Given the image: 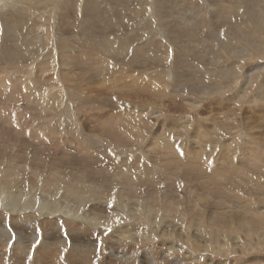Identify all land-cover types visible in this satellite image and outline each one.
<instances>
[{"label": "rangeland", "instance_id": "1", "mask_svg": "<svg viewBox=\"0 0 264 264\" xmlns=\"http://www.w3.org/2000/svg\"><path fill=\"white\" fill-rule=\"evenodd\" d=\"M121 43L125 48L120 47ZM139 46H147L142 57L137 55ZM260 67L263 69L257 72ZM136 78H140L137 83ZM144 81L154 84L152 90L144 91ZM122 82L124 87L117 86ZM204 84L205 89L212 86L223 91L202 96L199 93L203 91L198 93L197 89ZM95 89L139 91L135 92V99L121 98L101 106L92 101L111 96L93 92ZM39 96L47 97V108L39 109L43 107L36 99ZM125 110H138L137 115L144 118V124L134 123L130 134L120 138L125 145L104 147L105 150L98 146L92 154V161L98 159L94 167L77 160L82 159V153L69 164L84 167L85 171L89 167L107 169L103 174L107 176L103 177L114 188L104 193L95 189V183H89L92 188L82 191L88 201L76 212L79 204L67 184L56 186L52 192L45 190L49 174L55 171L50 165H57L59 160L54 156L68 155L66 160L70 161L77 146L76 135L69 132L68 149L64 150L54 137L60 133L57 127L61 123L54 124L65 123L61 119L72 116L76 127L84 131L79 136H93L108 143L105 134L95 130L93 119L102 112V127L103 120ZM48 128L54 135H49ZM263 136L264 0H0V150L17 153L21 148L27 153L21 155L29 158L36 148L46 149L52 144L51 152L38 153L44 156L42 161H36L40 166L44 164L40 173L30 169L21 172L13 165L8 168L14 177H21L14 183L19 185L17 192L0 184V223L5 215L2 229L12 230L10 234L22 244H30L37 235V243L43 239L49 243L63 241V245L67 242L64 246L59 244L62 250L54 264H122L109 257L114 239L121 241L120 248H127L123 242L130 241L137 242L140 252L153 249L159 260L166 247L169 251L180 248L176 254L185 264L198 259V264H264V225L256 232L231 231L234 225L238 226L239 217L248 212L243 208L248 202L253 200L264 210V192L259 190L264 186V172H253L262 163L237 165L239 157L247 158L249 154V161L253 159L244 147L252 138L259 141ZM21 140L28 141V145ZM55 145H60V149ZM54 149L59 155L54 154ZM189 150L196 155L193 166L179 165L183 156H189ZM224 153L234 156L235 166L223 162ZM6 160L14 164L9 157ZM131 163L138 165L133 170L137 174L143 166L150 168L146 182L132 183L130 187L116 175ZM3 165L0 164V180L8 175ZM92 192H100V197ZM248 194L254 196L247 197ZM203 195L209 197L210 204L202 206L198 197ZM233 196L245 199L233 201ZM191 197L201 205L198 222L184 213L193 201ZM18 198L21 200L17 205ZM111 198L118 203L115 205ZM171 200L176 202V208ZM170 201L173 207L169 209ZM217 201H221L219 206ZM214 212L227 217L230 226L212 222ZM50 217L57 220L58 227L51 224L53 219L48 224L41 223ZM64 217H74L78 224ZM103 230H107V235L100 233ZM197 231L203 236H199L200 245L194 242ZM5 233L3 238L12 237ZM90 243L98 244L96 251L91 249L94 246H85ZM12 245L13 241L9 247L1 245L0 251L12 253L13 258ZM37 246L30 245L34 254L26 259L18 260L14 254L15 258L7 257L0 264H33L35 260L29 259L39 257ZM85 255L91 259H84Z\"/></svg>", "mask_w": 264, "mask_h": 264}, {"label": "bare ground", "instance_id": "2", "mask_svg": "<svg viewBox=\"0 0 264 264\" xmlns=\"http://www.w3.org/2000/svg\"><path fill=\"white\" fill-rule=\"evenodd\" d=\"M4 1V0H3ZM17 2V1H16ZM67 3V2H66ZM67 6V5H66ZM92 9V8H91ZM93 11L94 10H96V8H94V9H92ZM66 12V11H65ZM64 17V16H63ZM25 18V17H24ZM21 22L22 21H20V24H21ZM36 25V24H35ZM46 25V24H45ZM48 25V24H47ZM32 29V28H31ZM50 31V30H49ZM48 33V32H47ZM42 33H40V35H41ZM63 40V39H62ZM124 43H121L120 44V47H122V48H125L124 47ZM92 46V45H91ZM90 46V47H91ZM154 46L156 47L157 45H155V43H154ZM145 47H147V46H139V48L137 49L138 50V53H137V55H141V57L143 56V52H144V50L146 49ZM139 51L140 52H142L141 54L139 53ZM238 51V50H237ZM93 55V54H92ZM84 56V55H83ZM75 57H76V55H75ZM87 57L89 58V59H93V56H88L87 55ZM80 58V57H79ZM78 58V59H79ZM87 59V58H86ZM86 59H84V60H86ZM83 60V59H82ZM83 60V61H84ZM88 60V59H87ZM86 60V61H87ZM74 61H76V59H74ZM78 62H82V61H78ZM140 62V61H139ZM88 64V63H87ZM140 64V63H139ZM88 66V65H87ZM92 66V65H91ZM82 68V67H81ZM88 69V68H87ZM90 69V68H89ZM89 69L87 70V71H89ZM94 69V68H93ZM263 69V67H260L259 68V70H257V72H259V71H261ZM82 69H80V71H81ZM90 70H92V69H90ZM101 70V69H100ZM83 71V70H82ZM85 71H86V68H85ZM98 71H99V69H98ZM84 72V71H83ZM82 72V73H83ZM92 72V71H91ZM89 73L90 75H92L93 77H95V75H93L92 73ZM81 73V75H83ZM84 74H85V72H84ZM89 74H87L88 75V77H89ZM100 74V73H99ZM99 74H97V75H99ZM252 74V73H251ZM103 76V75H102ZM122 76V75H121ZM84 77V76H83ZM85 78H86V76H85ZM105 78V77H104ZM112 78H114V76L112 77ZM117 78V77H116ZM134 78V77H133ZM78 79V78H77ZM80 79V78H79ZM78 79V80H79ZM94 79V78H93ZM140 79V78H139ZM139 79H135L136 80V82L135 83H137L138 81H139ZM82 80V79H81ZM81 80H80V83H81ZM97 80V79H96ZM105 80V79H104ZM108 79H106L105 81H107ZM110 80V79H109ZM114 80V79H113ZM118 80H120L119 78H118ZM117 80V81H118ZM93 81V80H92ZM100 81V80H99ZM102 82V81H101ZM115 82V81H114ZM141 82V81H140ZM197 82H199V81H197ZM200 82H203L204 83V81H202V80H200ZM79 83V84H80ZM84 83V82H83ZM91 83V82H90ZM111 83V82H110ZM123 84L122 85H117V86H119V87H124V82H122ZM150 83V82H149ZM149 83H147V82H142V84L144 85V88H145V90L144 91H149L148 89H151L153 86H154V84H149ZM85 84V83H84ZM87 84V83H86ZM85 84V85H86ZM89 84V83H88ZM107 84H109V83H107ZM115 84V83H114ZM121 84V83H120ZM133 84H134V82H133ZM200 84V83H199ZM130 85H132L131 83H130ZM200 85H202V84H200ZM75 86H77L76 84H75ZM107 86V85H106ZM205 86H207V85H205L204 84V86H202V87H198V89H197V92L199 93V91L200 90H202L203 92L202 93H199L200 95H202V96H205V95H209V94H214L215 92H219V91H223V90H218V89H215V88H212V86H210L211 88H209V87H206V89H205ZM80 87V86H79ZM82 87H84V86H82ZM82 87H81V89H82ZM86 87H88V86H86ZM92 87V86H91ZM96 87V86H95ZM109 87V86H108ZM136 87V86H135ZM156 87V86H155ZM195 87V86H194ZM73 88V87H72ZM75 88V87H74ZM128 88H130V87H128ZM132 88V87H131ZM157 88V87H156ZM196 88V87H195ZM117 89V88H116ZM121 89V88H120ZM133 89H134V85H133V88H132V91H133ZM194 89V88H193ZM94 90V89H93ZM143 90V89H142ZM152 90V89H151ZM72 91V90H71ZM70 91V92H71ZM74 91V90H73ZM98 92H101L102 94H104V96H105V94H108L109 96H111V97H113V96H115V97H119V98H111V97H108V98H105V97H100L99 99H95L94 101H92V102H95V103H97V102H99V103H101V106H108V102H113V100L115 101H119L118 99H121V98H123V99H135V97L137 96V94H135V92L136 91H139L138 89L137 90H135V92L133 93L132 91L130 92V89H129V91H128V89L127 90H124V91H117V90H97ZM96 91V89H95V91H93V92H97ZM143 91V92H144ZM225 91V90H224ZM83 92L84 91H82L81 93L83 94ZM92 92V91H91ZM90 92V93H91ZM140 92H141V90H140ZM142 92V93H143ZM88 93V92H87ZM145 93V92H144ZM263 93V92H262ZM76 94V93H75ZM74 94V95H75ZM89 94V93H88ZM87 94V95H88ZM92 95V94H91ZM101 95V94H100ZM71 96V95H70ZM95 95H93V97H94ZM98 96V95H97ZM76 97V96H75ZM82 97H84V95H82ZM176 97V96H175ZM79 98V97H78ZM87 98V97H86ZM89 98V97H88ZM109 98H111V99H109ZM145 98V97H144ZM36 99H37V101H39L41 104L40 105H42L43 104V107L42 108H39V109H43L44 107H46L45 106V101H47V97H45V98H43V97H41V96H39V97H36ZM51 99V98H50ZM77 99V98H76ZM80 99V98H79ZM143 99V98H142ZM84 100L85 99H83V102H84ZM87 100V99H86ZM80 101V100H79ZM142 101V100H141ZM39 102H38V104H39ZM81 102V101H80ZM89 102V101H88ZM75 103H76V101H75ZM90 103V102H89ZM94 103V104H95ZM50 104V103H49ZM77 105H79V104H77ZM96 105V104H95ZM100 105V104H99ZM196 105V104H195ZM51 106V105H50ZM83 106V105H82ZM112 106H113V108H114V106H115V103L114 104H112ZM179 107V105L177 104L176 105V107ZM80 107V106H79ZM78 107V108H79ZM182 107V106H181ZM262 107V106H261ZM47 108V107H46ZM45 108V109H46ZM67 108V107H66ZM77 108V109H78ZM81 108V107H80ZM117 108V107H116ZM115 108V109H116ZM175 108V107H174ZM80 110V109H79ZM78 110V111H79ZM175 110H177V109H175ZM180 110V109H179ZM136 111H138V110H136ZM136 111H131V110H129V112H127V110H125L124 112H121V113H113V114H115V115H113L112 117H108V118H106L105 120H103L104 121V123H101L102 124V127H100V125H99V122H100V119H102V112L100 113V115L98 116V117H95V119H93V121H94V124H95V130H97V129H100L101 130V132H102V134H105V136L107 137V139L109 140L108 141V143L107 142H105V141H103L101 138H99V139H97L96 137L93 139V136L92 137H90V136H86V135H81V136H79L80 135V132L82 133H84V131H80L79 130V128H77L76 127V123L74 122L75 120H73V118H72V116H66V117H63L62 118V116H61V120L62 121H64L65 123H63V122H58V123H53L54 125H58V124H60V126H58L57 127V132H60V133H63L62 135L63 136H58V137H56L58 134H60V133H58V134H55L56 136H54L55 138H57V140H58V142H59V144H61V147L63 146L65 149L64 150H66L67 151V149H68V147H67V145H66V142L68 141V140H70V138L68 139V136H67V134L69 133V132H71V133H74L76 136H75V140H74V142H75V144L77 143V146H76V148H75V151L77 152V154H78V156L76 155V152L72 155V157H70V161L69 160H66V157L68 156H63L62 155V157L60 158H58V156L56 157V156H54V158H55V160L57 161L58 159V163H57V165L56 164H51L50 166V169L51 170H53V169H55V171H52V173H50L49 175V177H48V185L46 186L47 188H45V190L46 191H48V192H52V191H54V189H56V186H62L63 184H67L68 185V191H70V193H71V196L76 200V203L77 204H79V206H78V208L79 209H77L76 210V212H78L79 210H80V208H81V205H83L84 203H87V201H88V199H86L87 197H85L83 194H82V191H84V190H87V189H91L92 188V186L91 185H93L94 183H95V185L97 186L95 189H101L104 193H109L110 191H114V188L113 187H111V185H109V183L107 184L106 183V179H105V177H103V176H107V175H103V174H106L107 173V169H105V168H97V169H95V168H87L86 169V171L84 170V167L83 168H80V167H78V165L77 164H75V166H71V165H69L70 164V162H73V161H75L76 160V158H78V157H80L79 156V154L80 153H82L83 154V156H81L80 158H82V159H77V160H79V161H84V163H86V164H89V166H92V167H94V166H96V162L95 161H98V159H95L94 161H92V154H94L95 152V150L98 148V146L101 148L102 146H103V148L104 147H106V148H108V147H116V148H118L119 146H121L122 144L123 145H125V143H124V140L122 141V140H120V138L121 137H124L125 136V134H127V135H129L130 134V132L132 131V129L135 127V125H134V123H136V124H140V123H142V119H144L142 116H138L137 115V113H136ZM107 115V114H106ZM134 115V116H133ZM84 117V116H83ZM107 117V116H106ZM89 118H91V117H89ZM93 118V117H92ZM138 118H139V121L137 122L136 120H138ZM59 119V120H60ZM81 119V118H80ZM111 119V120H110ZM148 119V118H147ZM79 121V120H78ZM77 121V122H78ZM80 121H82V120H80ZM80 121H79V123H80ZM90 121V120H89ZM136 121V122H135ZM55 122V121H54ZM140 122V123H139ZM175 123H177V121H174ZM86 123V122H85ZM88 123V122H87ZM43 124V123H42ZM46 125H47V123H45ZM142 124H144V122L142 123ZM147 124V123H146ZM145 124V125H146ZM40 126V125H39ZM43 126V125H42ZM53 126V125H52ZM90 126V125H89ZM201 126H202V124H201ZM41 127V126H40ZM47 127H48V125H47ZM42 128V127H41ZM50 128V127H49ZM48 128V132H49V135L51 134V135H54L50 130L51 129H49ZM81 128H82V126H81ZM53 129V128H52ZM203 129V128H202ZM141 130H143V128L141 129ZM200 130V129H199ZM52 131H55V130H52ZM85 131H87V130H85ZM198 131V130H197ZM197 131H196V133H197ZM200 131H202L203 132V130H200ZM47 132V131H46ZM51 132V133H50ZM56 132V131H55ZM31 133V132H30ZM82 133V134H83ZM191 133V132H190ZM36 134V133H35ZM44 134V133H43ZM198 134V133H197ZM196 134V135H197ZM203 134V133H202ZM30 135V134H29ZM31 135H33V134H31ZM49 135H44V136H48V137H50ZM126 135V136H127ZM199 135V134H198ZM33 136H35V135H33ZM42 136V135H41ZM54 137H52L53 138V140H55L54 139ZM36 138V137H35ZM38 138V137H37ZM200 138V137H199ZM252 138V137H251ZM7 139V138H6ZM47 139V138H46ZM68 139V140H67ZM97 139V140H96ZM262 139V140H261ZM3 140V139H2ZM19 140V139H18ZM48 140H49V138H48ZM47 140V141H48ZM51 138H50V143H51ZM67 140V141H66ZM81 141V143H80V141ZM219 140V139H218ZM264 136L263 137H261V138H259V141H257V139H253L252 138V140H250V141H248V146H245L244 148H245V150L244 151H246V153H248V152H250L253 156V159L254 160H256L255 162H254V160L252 161H249V158L251 159V156L249 155V154H247L246 156H247V158L246 157H239V160H238V162H239V164H237V165H240L241 164V166H246V164L248 165V164H252L253 166H255L256 164H260V163H262V165H256L255 167H254V170H253V172H255V173H263L264 172ZM17 141V140H16ZM21 141H23V142H21L23 145H25V146H27L28 145V141H24V140H21ZM43 142H45V139L43 138V140H42ZM71 141H72V139H71ZM70 141V143H73V142H71ZM7 142V141H6ZM6 142H4V143H6ZM41 142V141H40ZM42 142V143H43ZM54 142V141H53ZM30 143V142H29ZM55 143H57V142H54L53 144H55ZM68 144H69V141L67 142ZM85 143V144H84ZM58 144V143H57ZM42 145V144H41ZM51 145L52 144H50V147L49 148H46V149H42V150H38L37 148L33 151V153H32V155L29 157V158H26V156H23V155H21V153H23V152H25L23 149H21L20 148V150L18 149V151H17V153H12L11 151H8V150H0V164H4V165H6V167H7V169L8 168H10L12 165L13 166H15L19 171H23V170H25L26 172H27V170L28 169H30V170H32V171H34V172H39V171H41V169L44 167V164L43 165H38L37 163H36V161L37 160H41L44 156H40V154H42V155H46V153L47 152H51V150L52 149H50V148H52L51 147ZM127 145V144H126ZM42 146H44V145H42ZM49 146V145H48ZM55 146H58V145H55ZM60 146V145H59ZM58 146V148L57 149H60V147ZM69 146V145H68ZM70 146H71V144H70ZM75 146V145H74ZM37 147H39V146H37ZM47 147V146H46ZM191 147V146H190ZM3 148V147H2ZM5 148V147H4ZM54 148V147H53ZM70 148V147H69ZM72 148V147H71ZM106 148H104V150L106 149ZM121 148V147H120ZM230 148V147H229ZM247 148V149H246ZM7 149V148H6ZM10 149H11V147H10ZM56 149V150H57ZM191 149V148H190ZM16 150H17V148H16ZM56 150L54 149V154L56 155L57 153H56ZM64 150H62V148H61V151H64ZM70 150V149H69ZM192 150V149H191ZM26 153V152H25ZM38 153H40V154H38ZM64 153V152H63ZM66 154V153H65ZM69 154V153H68ZM225 154V153H224ZM26 155H27V153H26ZM57 155H59V154H57ZM226 155V154H225ZM245 155V154H244ZM250 157H249V156ZM7 157H9V159H12L13 160V163L14 164H12V161H9V160H6V158ZM195 157H196V155H191V151L189 150V156H187L186 155V157L185 156H183L181 159H180V163H179V165L180 164H183V165H189L190 164V166L189 167H191V166H193V164L191 163L192 161L194 162L196 159H195ZM57 158V159H56ZM222 160H223V162H227V166H235V164H234V156H231V157H228V155H226V156H223L222 157ZM42 161V160H41ZM44 161V160H43ZM242 162V163H241ZM40 163V162H39ZM42 163V162H41ZM20 164V165H19ZM177 164V166H175V167H179L178 166V163H176ZM3 165V166H4ZM251 165V166H252ZM49 166V165H48ZM125 166V165H124ZM136 166H138L137 164H134V163H131L130 165H129V168H127V170H119L118 172H115L116 173V175H119L120 177H122L124 180H126V183L130 186V187H132L133 186V184L132 183H138V184H140V182H146V178H148V175L150 174V168L149 167H147V166H143V169H144V171H143V169H141V171H140V174H137L136 172H134L133 170H135V168H138V167H136ZM229 167H227V168H229ZM172 168V167H171ZM177 168H175V169H177ZM227 168H225V169H227ZM179 169V168H178ZM218 170V169H217ZM21 171V172H22ZM109 171V170H108ZM175 171V170H174ZM233 171V170H232ZM26 172H23V173H26ZM152 172V171H151ZM185 172H188V171H185ZM20 173V172H19ZM23 173H21V174H23ZM40 173V172H39ZM42 173V172H41ZM44 173V172H43ZM42 173V174H43ZM114 173V174H115ZM142 173L143 174H145V175H143V177H142ZM20 174V175H21ZM38 173H36L35 175H37ZM9 175V176H8ZM8 175L7 176H2L3 178H1L2 180H0V184L2 183L3 184V186L4 187H7V188H10V189H8V190H12V192H17V188L19 187V185H17V187H16V185H14V183H16L17 181L16 180H19V178L21 177V176H13V173L11 172V170L10 169H8ZM15 175V174H14ZM34 175V174H33ZM39 175H41V174H39ZM0 176H1V172H0ZM12 176V177H11ZM118 176V177H119ZM110 177H112L113 178V176H110ZM28 179H29V181L30 182H34L33 181V179H31L30 180V178L29 177H27ZM117 178V177H116ZM135 178V179H134ZM134 180H135V182H134ZM39 181V180H38ZM89 181H91V182H89ZM150 181V180H149ZM19 182V181H18ZM49 182H50V185H49ZM89 183H93V184H89ZM25 184V183H24ZM27 184V183H26ZM33 184V183H32ZM10 185H11V187H10ZM14 185V186H13ZM27 186V185H26ZM26 186L25 187H23L21 190L23 191V189L24 188H26ZM32 186V185H31ZM34 186V185H33ZM64 186V185H63ZM126 186V185H125ZM110 187H111V189H110ZM94 188V187H93ZM125 188V187H124ZM127 188V187H126ZM132 189V188H131ZM3 191H5L4 189H2ZM94 189H92V191H93ZM133 190L134 189H132V191H131V193L133 194ZM259 190H261V191H263L264 192V186H261V187H259ZM99 191V190H98ZM90 192V191H89ZM97 192V191H96ZM96 192H92V195H96V197H100V195H97L98 193H100V192H98V193H96ZM4 193V192H3ZM24 193V192H23ZM18 194V193H17ZM114 194V193H113ZM119 194H120V192H119ZM262 194H264V193H262ZM3 195V194H2ZM128 195V194H127ZM253 195V194H252ZM252 195H247V197L249 196H252ZM116 196V195H115ZM254 196V195H253ZM111 197V196H110ZM114 197V196H113ZM228 198H230L229 196H227ZM246 197V198H247ZM260 197V196H259ZM258 197V199H260ZM21 198V197H20ZM20 198H18L15 202V204H17L18 205V203L20 202ZM192 198V197H191ZM232 198V197H231ZM255 198V197H254ZM257 198V197H256ZM111 199H113V198H111ZM115 199V198H114ZM112 200V202L116 205L117 203H116V201L115 200ZM168 199H170V198H168ZM193 199V198H192ZM198 199L200 200V201H202L203 202V205L202 206H205L206 204H210L208 201H210V200H208L209 199V197L207 198V196H200V197H198ZM206 199H207V201H206ZM242 199H245V198H243L242 196H233V201H241ZM173 203H174V206H175V208H176V202L174 201V200H171ZM169 202L168 203V205H167V208H172L173 207V205L171 204L172 202ZM189 201H190V199H189ZM164 202V201H163ZM167 202H168V200H167ZM230 202V201H229ZM251 202H253V203H247V204H249V205H245V206H243V208H245L246 210H248V212L247 213H243V216H240L239 217V224H238V226H236L235 227V225L233 226L234 228L231 230V231H234V230H248L249 232H252V231H257V229H258V227H263V225H264V218H263V216L262 215H264V210H260V207H259V205H257L256 204V202H254L253 200L251 201ZM183 203V202H182ZM192 203V204H191ZM197 203H199L198 202V200L196 199H193V201H191V202H189L188 203V205H189V208H188V210L186 209V212H184V213H187V215L188 214H191L195 219H197V222H198V220H199V206H201V205H198ZM204 203H206V204H204ZM224 203V202H223ZM14 204V205H15ZM215 204V203H214ZM216 204H217V206H219V204H221V201H217L216 202ZM226 205H227V203H225ZM108 206H110V204L108 205ZM160 206V205H159ZM238 206V205H237ZM236 206V207H237ZM107 207V206H106ZM241 207V206H240ZM101 208V207H100ZM110 208V207H109ZM211 208V207H210ZM141 209V208H140ZM242 209V208H241ZM250 210V211H249ZM243 211V210H242ZM143 212V211H142ZM237 212V211H236ZM218 213V212H217ZM216 212H214V216L212 217V219H211V221L212 222H214V223H218V224H220V225H222V226H230L228 223H230V221H228L227 222V217L225 218L224 216H221V217H219L220 215L219 214H217ZM249 213H251L252 215H249ZM23 214V213H22ZM216 214V215H215ZM116 217V216H115ZM199 217V218H198ZM0 218H1V216H0ZM21 218H23V217H21ZM64 218H67V220L68 221H70L71 223H77V222H75L77 219H75L74 217H72V218H69V217H64ZM120 218V217H119ZM5 219V215L4 216H2V220H1V225H0V246L1 245H3L4 247H9V244H10V242L11 241H13V245H12V247H11V251H13V253L14 254H16V256H17V259L18 260H20V259H26V258H28L29 256H31V255H33L34 254V251L32 250L33 248L31 247L30 248V245L32 244V243H36V244H38V252L40 253L39 254V257L38 256H36L35 257V259H33V257H32V259H29V260H35V262L37 263V264H54L53 263V260H56V262H57V253H61V250L62 249H60L59 248V244H62V242H60V243H57V241L55 242V243H49L48 241H44V239H43V241H42V243L40 244V243H37L38 242V239L40 238L38 235L37 236H34L32 239H30V242H29V240H28V242L30 243V244H22L18 239H17V237H15V235H11L12 234V230H9V229H5V230H3L2 229V222H3V220ZM51 219H53V217H50V218H44V220L45 221H42L41 223H43V224H48L50 221H51ZM136 219V218H135ZM165 219V218H164ZM201 219V218H200ZM210 219V218H209ZM61 220V219H60ZM59 221V220H58ZM12 222H14V224H16V219H14V218H12ZM196 222V221H195ZM197 222H196V224H197ZM81 223V222H80ZM204 223V222H203ZM202 223V224H203ZM210 223V222H209ZM213 223V224H214ZM51 224H54L55 225V227L57 226L58 227V225H57V220L55 219H53V221L51 222ZM78 224V223H77ZM5 225H7V226H9V224L6 222L5 223ZM17 225V224H16ZM74 225V224H73ZM80 225V224H79ZM215 225V224H214ZM12 226V225H11ZM82 226V225H81ZM201 226V225H200ZM210 226V225H209ZM29 227H31V226H29ZM49 227V226H48ZM52 227H53V225H52ZM74 227H77V225H75ZM204 227V226H203ZM215 227V226H214ZM9 228V227H8ZM195 228V227H194ZM206 228V227H205ZM77 229V228H76ZM94 231V230H93ZM5 232H7L8 234H10L9 236H12V237H8V238H3L5 235H6V233ZM70 232V231H69ZM199 232H201V231H199ZM203 232V231H202ZM71 233V232H70ZM73 233V232H72ZM101 234H103V235H107V230H103V231H101L100 232ZM122 233V232H121ZM163 233H165V232H163ZM174 234V233H173ZM179 234V233H178ZM201 234V233H200ZM46 235V234H45ZM49 235V234H48ZM56 235V234H55ZM164 235V234H163ZM181 235V234H180ZM44 236V235H43ZM72 236V235H71ZM84 236V235H83ZM122 236H124V235H122ZM167 236V235H166ZM176 236V235H175ZM199 233H198V231H197V233H195V236H194V242L196 243V244H199L200 243V241H201V239L199 238ZM20 237V236H19ZM54 237V236H53ZM88 237H90V236H88ZM201 237V236H200ZM203 237V236H202ZM201 237V238H202ZM13 238H15V239H17L16 241H14L13 240ZM49 238V237H48ZM56 238V237H55ZM58 238V237H57ZM76 238H77V236H76ZM155 238V237H154ZM78 239V238H77ZM151 239V238H150ZM182 239V238H181ZM204 240V239H203ZM32 241V242H31ZM205 241V240H204ZM203 241V242H204ZM51 242V241H50ZM53 242V241H52ZM92 242V241H91ZM94 242V241H93ZM121 241L120 240H116V239H114V244H113V247L114 248H112L111 250H110V256H109V254H108V256L111 258V257H113V259H115V261L117 260V261H120V262H122V264H129V263H131V262H133V261H137V263L138 264H162V263H168V264H185V262H183L182 260H181V258L179 257V255L178 254H176V252L178 253V252H181L180 251V248L179 249H177V250H168V248H166L165 247V249H163V253H162V257H161V259L159 260V259H157V257L155 258V251H153V249L152 250H150V251H139V250H137V247H136V244H137V242L136 243H134V242H130L129 241V243H128V241H126V242H123L125 245H127V248L126 247H118V245H119V243H120ZM67 243V242H66ZM65 243V244H66ZM81 243V242H80ZM39 244H40V246H39ZM64 244V245H65ZM117 244V245H116ZM201 244V243H200ZM199 244V245H200ZM63 244H62V246H64ZM85 245V244H84ZM97 243H90L89 245H85L86 247L87 246H94V247H91V249L92 250H95L96 251V248H97ZM70 246H72V245H70ZM103 246V245H102ZM138 246V245H137ZM36 247V248H37ZM160 247V246H159ZM78 248V247H77ZM154 248H155V246H154ZM206 248V247H205ZM31 249V250H30ZM73 249V248H72ZM71 249V250H72ZM81 249H83V248H81ZM90 249V250H91ZM160 249V248H159ZM89 250V251H90ZM158 250V249H157ZM77 251V250H76ZM80 251H82V250H80ZM161 251V250H160ZM159 251V252H160ZM74 252V251H73ZM157 253V252H156ZM13 254V258H15L16 256ZM11 255H12V253H9V252H3V251H0V260L1 261H3V260H7V257H9V258H12L11 257ZM35 256V255H34ZM142 256V257H141ZM181 256V255H180ZM12 258V259H13ZM83 258L84 259H91L90 257H89V255H88V257H87V255H85V256H83ZM103 259V258H102ZM35 262H33V264L35 263ZM112 262V261H111ZM147 262V263H146ZM198 262H199V259L196 261V260H194L193 261V263H191V262H189V263H191V264H198ZM187 263V262H186ZM188 263V264H189ZM114 264V263H113Z\"/></svg>", "mask_w": 264, "mask_h": 264}]
</instances>
